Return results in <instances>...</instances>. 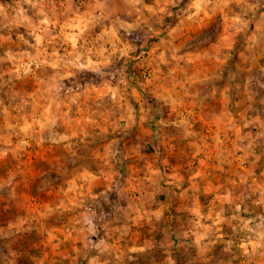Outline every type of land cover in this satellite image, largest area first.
<instances>
[{
	"label": "rangeland",
	"instance_id": "1",
	"mask_svg": "<svg viewBox=\"0 0 264 264\" xmlns=\"http://www.w3.org/2000/svg\"><path fill=\"white\" fill-rule=\"evenodd\" d=\"M129 1L100 11L116 40L108 60L63 81L74 120L45 132L72 133L70 147L56 136L27 145L14 131L0 143L18 149L0 158V264H264L257 189L230 188L236 165L217 191L213 157L199 153L224 103L264 182V0ZM64 2L0 0V36L9 20L36 23Z\"/></svg>",
	"mask_w": 264,
	"mask_h": 264
},
{
	"label": "crops",
	"instance_id": "2",
	"mask_svg": "<svg viewBox=\"0 0 264 264\" xmlns=\"http://www.w3.org/2000/svg\"><path fill=\"white\" fill-rule=\"evenodd\" d=\"M77 1L75 3V0H65L64 4L62 3L55 11L56 15L48 14V16L47 12H43L46 16L41 17L36 23L28 19L7 22L13 33L7 32L0 36V44L5 47V50L0 52V58L10 63L2 67L0 62V143L3 145L7 140L12 139V131L20 133L22 143L27 145L31 140H39L37 144L39 148L40 145L42 146L43 139L46 140V138L51 139L56 136L57 142H66L72 138L73 134L70 135L68 131L67 134L56 131L55 135L45 132L47 128L52 131L55 125L59 127L62 123L70 124L74 120V117H69L70 104L67 100L69 95L60 94L64 91L67 94L70 90L69 87H64L63 81L81 69L106 62L110 55V53L108 56L103 55V52L107 50V44L111 51H113L112 44L116 46V40H113L114 35H110L112 30L108 23L104 24L105 14L100 12L106 0H93L86 6L82 5L80 0ZM110 1V7L116 8V3L112 2L113 0ZM128 2L133 5L129 0ZM44 10L47 11V9ZM97 26L101 27L100 32L97 28L95 29ZM94 32L95 36H93ZM87 41L90 44V50L94 51L92 55L87 54ZM204 58L205 56L200 54L199 61L202 62ZM32 60L36 61L30 62ZM38 60H40L39 64L36 63ZM203 81L204 77L199 79V83L202 84ZM160 87H164L163 83ZM225 96L226 94L223 99ZM222 106L219 113L210 119L215 126L211 141L209 143L199 141V153H204L207 160L213 157L208 167L212 169V178L214 175L217 191L225 187V184L221 183V177H225V173L227 176L228 172L235 170L237 165L240 170L235 171H241L243 177L238 176V179H232L230 188L233 189L239 182L243 184L248 182V186L253 185L257 189V194H254L257 202L264 203V195H262L264 182L260 175L254 179L251 178V169L244 164L247 159L244 151L245 136L241 135L240 129L235 126V120L230 115L228 106L224 103ZM208 108L209 106L206 105L200 107L202 114L200 119L204 117L203 113ZM164 137L166 139L168 137L169 140L174 139V136L170 135H164ZM65 145L67 148L70 147L67 142ZM26 148L24 146V151H27ZM16 154H18L16 148L0 147L2 159L14 162L13 157ZM39 154L36 153L35 156ZM208 175L203 174V178L209 179ZM5 185L0 180V187H3V190H0V203L6 199L5 195H1L5 191ZM224 199L226 203L234 201L232 193L227 194ZM237 204H240L238 207L242 205Z\"/></svg>",
	"mask_w": 264,
	"mask_h": 264
},
{
	"label": "built area",
	"instance_id": "3",
	"mask_svg": "<svg viewBox=\"0 0 264 264\" xmlns=\"http://www.w3.org/2000/svg\"><path fill=\"white\" fill-rule=\"evenodd\" d=\"M142 77L144 80L149 81L152 78V73L150 71H146Z\"/></svg>",
	"mask_w": 264,
	"mask_h": 264
},
{
	"label": "trees",
	"instance_id": "4",
	"mask_svg": "<svg viewBox=\"0 0 264 264\" xmlns=\"http://www.w3.org/2000/svg\"><path fill=\"white\" fill-rule=\"evenodd\" d=\"M66 85H68L67 83H65Z\"/></svg>",
	"mask_w": 264,
	"mask_h": 264
}]
</instances>
